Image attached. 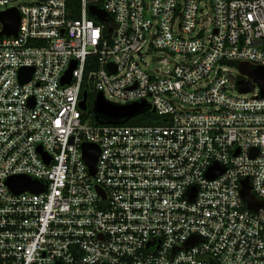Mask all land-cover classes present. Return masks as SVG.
I'll return each mask as SVG.
<instances>
[{"label":"built area","instance_id":"1","mask_svg":"<svg viewBox=\"0 0 264 264\" xmlns=\"http://www.w3.org/2000/svg\"><path fill=\"white\" fill-rule=\"evenodd\" d=\"M11 8L0 264H264V0H78L76 17L67 0H0ZM98 93L160 119L93 120Z\"/></svg>","mask_w":264,"mask_h":264},{"label":"water","instance_id":"2","mask_svg":"<svg viewBox=\"0 0 264 264\" xmlns=\"http://www.w3.org/2000/svg\"><path fill=\"white\" fill-rule=\"evenodd\" d=\"M90 11L92 14L96 15L100 19L105 18V13L98 10L95 7H91ZM0 19L4 23L3 33L4 34H12L15 33L18 27V12L14 9H8L5 12L0 13ZM74 67V63L62 77V82L67 83L71 78V69ZM32 69L22 68L20 69V78L22 81H26L29 79ZM258 80V79H257ZM261 86V92L264 95V80H258ZM238 86L241 91H248L251 89V84L247 81H240ZM87 91H82V99L79 103V106L82 110L86 109V99H87ZM145 106V102L133 103L127 105H117L110 102H107L102 97L101 93H98L93 102V110L94 112L100 116L102 119L109 121H120L122 119H128L137 115L142 108ZM83 156L86 163L89 166L90 172H95V163L98 156V148L93 144H84L83 147ZM247 180L243 182V188L246 186ZM14 187L20 191L23 189H39L30 181L25 178H20L19 182H17Z\"/></svg>","mask_w":264,"mask_h":264},{"label":"trees","instance_id":"3","mask_svg":"<svg viewBox=\"0 0 264 264\" xmlns=\"http://www.w3.org/2000/svg\"><path fill=\"white\" fill-rule=\"evenodd\" d=\"M67 6L70 11L71 17H76L78 15L77 9H78V0H67ZM91 103V98L89 102V108ZM90 112V110H89ZM92 112V111H91ZM90 112V113H91ZM92 114V113H91ZM93 120L96 121L100 120L99 116H96L94 113ZM160 117L154 114L149 108L143 109L137 116H134L133 118L126 119L125 121L121 122L123 124H147V123H154L155 120H159Z\"/></svg>","mask_w":264,"mask_h":264},{"label":"rangeland","instance_id":"4","mask_svg":"<svg viewBox=\"0 0 264 264\" xmlns=\"http://www.w3.org/2000/svg\"><path fill=\"white\" fill-rule=\"evenodd\" d=\"M230 71H231V74L236 76L238 79L249 80V81H251L257 85L253 76L248 74L241 66L234 67V68L230 69ZM93 97H94V94H91L90 98L93 99ZM88 110H90L89 107H88Z\"/></svg>","mask_w":264,"mask_h":264}]
</instances>
